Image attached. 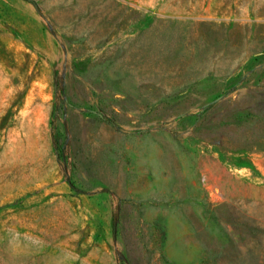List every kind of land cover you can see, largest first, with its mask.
Here are the masks:
<instances>
[{
  "label": "rangeland",
  "instance_id": "374dc122",
  "mask_svg": "<svg viewBox=\"0 0 264 264\" xmlns=\"http://www.w3.org/2000/svg\"><path fill=\"white\" fill-rule=\"evenodd\" d=\"M0 264H264V0H0Z\"/></svg>",
  "mask_w": 264,
  "mask_h": 264
}]
</instances>
